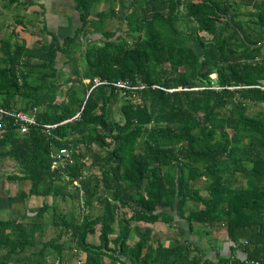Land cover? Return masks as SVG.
<instances>
[{
  "label": "trees",
  "instance_id": "obj_1",
  "mask_svg": "<svg viewBox=\"0 0 264 264\" xmlns=\"http://www.w3.org/2000/svg\"><path fill=\"white\" fill-rule=\"evenodd\" d=\"M10 1L32 4V0ZM98 1L75 0L80 25L62 37L49 30L50 40L40 46L0 37V105L27 111L37 106L39 121L58 123L48 131L30 126L20 134L13 119L7 120L0 133V156L18 165V172L8 178L29 180L28 192L21 187L18 192L23 201L32 194L60 195L68 196L73 208L78 200L85 208L95 202L103 206V212L94 216L87 212L75 218L58 212L55 224L62 232L42 243L40 255L52 247L60 259V238L71 233L72 250L85 252L81 264H109L106 256L123 264H158L160 259L164 264H201L196 255L190 256L188 244L182 243L158 245L153 258L151 230L132 226L133 221H171L174 215L169 211L184 216L190 229L193 222L206 230L219 224L226 227L230 240L243 237L250 242L252 218L248 223L245 209L236 204L239 197L253 192L237 190L231 196L223 175L233 163L246 172L244 159L253 166L264 162L260 156L264 113L247 114L250 103H264L260 87L264 86V45L260 43L264 0L252 2L255 18L247 24L238 18L237 6L225 0H132L118 15L126 29L121 34L101 30L97 44L86 43L82 66H72L73 76L65 80L61 97L53 80L58 53H70L83 36L92 33V27L116 16L114 10L101 9L91 18V8ZM152 1L161 8L149 15L147 5ZM183 16L195 20L193 31L178 27ZM123 93L136 95L139 101L123 103L121 121L115 122L112 106ZM18 97L27 98L23 106L18 105ZM105 136L111 145L106 159L117 160L116 164H108L101 175L85 174L88 156L92 166L104 159L93 144ZM244 137L255 140L245 143ZM61 147L71 149L75 160L62 171L51 167V153ZM200 176L210 181L208 196L196 187ZM102 186L111 190V199L101 194ZM187 199L203 207L185 215ZM121 205L128 208L129 216L120 212ZM53 207L44 201L38 209L25 211L21 221L0 217V264H30L29 257H18L17 252L36 245V235L44 227L42 220L29 216L42 218ZM240 223L242 229H238ZM96 231L99 242H90L88 236ZM132 231L138 239L130 246L127 240ZM247 252L248 259L255 258Z\"/></svg>",
  "mask_w": 264,
  "mask_h": 264
},
{
  "label": "rangeland",
  "instance_id": "obj_2",
  "mask_svg": "<svg viewBox=\"0 0 264 264\" xmlns=\"http://www.w3.org/2000/svg\"><path fill=\"white\" fill-rule=\"evenodd\" d=\"M75 0H32V4L24 5L19 1L11 2L10 0H0V37H11L13 41H25L28 46H40L43 43H47L50 40V34L48 31H53L60 35L61 37L72 33L73 29L80 25L78 18V13L74 8ZM132 0H109V1H98L94 3L91 8V18H95V13L101 9L104 10H114L116 16L112 18H107L103 21L101 25L94 26L91 29V32L88 37L83 36L80 39V43L75 45L70 53H58L56 58L57 74L53 78L54 83L57 87L59 96L63 97L67 83L65 80L73 76L72 66L77 65L78 67L82 66V51H84L86 43L97 44L100 41L102 35L101 30L114 31L121 34L126 29V23L122 25L119 23L118 15L121 11L127 8ZM237 6L238 8V18L247 24L250 20H253L255 17L253 15L254 6L252 2H259L261 0H225ZM161 4L157 1H152L147 5L149 15L152 14L154 10L160 9ZM178 27L185 32L193 31L196 28V22L193 18L183 16L181 21L178 22ZM11 29H14V34L11 32ZM11 32V34H10ZM201 35L207 36L206 32H200ZM32 62H38L37 59H32ZM211 78L215 80L216 74L212 73ZM88 81V80H86ZM197 88V87H196ZM80 96L82 94L80 93ZM2 95L0 94V102L2 100ZM27 98L18 97V105L23 106ZM138 102L139 98L136 95H127L122 94L115 104L112 106L111 120L115 122L121 121L120 106L123 103ZM250 113H264V103H253L249 104L247 109V114ZM113 128L112 123H109L108 129ZM248 137H244L245 141ZM104 141V142H103ZM100 141L98 145L93 144L95 150L100 149L104 159L98 165L91 164V156L86 158V168L85 174H97L101 175L103 169L108 167V164L115 163L117 160L106 159L107 158V149L111 148L110 137L105 136L104 140ZM106 141V142H105ZM7 158L0 156V206L4 208L2 211H6L9 207L17 206L21 201V196L18 194L19 190L23 188L28 192L30 182L27 181H17L12 178H8V175L13 173L17 166H13ZM165 168V167H164ZM101 178V177H100ZM209 179L205 178L201 182L199 190H201L204 195H209ZM102 184V183H101ZM21 187V188H20ZM70 191H73L72 186L69 187ZM102 195L112 198L111 190L106 189L103 186L100 189ZM36 199V198H35ZM46 200L49 203H53L54 207L48 209L46 213L41 217L36 215H31L33 219L42 220L44 230L40 231L36 235V245L27 246L24 250L18 251V257H29L30 264H49L54 261L58 264H79L77 262L79 256H85V252L75 253L72 248L75 246L73 238H71V233H64L61 236V241H63V249L60 254V259L57 257V252L52 248H48L42 255L39 253V249L42 246V243L48 240L50 237L56 236L60 227L55 224L57 220V213H64V216L79 218L83 213L89 212L92 216L97 215L103 212V206L95 202L92 207L85 208L82 206V201L78 200L76 208L72 206V200L66 196L62 198L60 195L55 196L51 199V196H47ZM39 203V202H38ZM33 205V202H32ZM35 206V205H34ZM201 207V203L193 199H187L185 205V215L190 211L197 210ZM31 211V210H30ZM10 212V211H9ZM120 212L129 216L130 211L126 206H120ZM170 214H173L174 217L171 221H157L154 223H144V222H132L133 228H137L139 231H144L145 229L151 230L152 238V249H153V258L156 256V250L158 245L162 246H174L178 243L188 244L189 249L191 250V255L199 256L197 253L198 243L202 246L205 245L206 248H213V239L215 236H220L221 233H224L225 230L221 225L217 224L215 227H211L210 230L203 228L193 222L192 228L188 227V222L185 220L184 216L181 218L176 214L175 211H169ZM10 216V214H8ZM14 219L22 220V215L16 210L13 209L12 214ZM4 216H7L5 214ZM25 222V220H24ZM115 230L117 232L118 226L114 224ZM64 232V231H63ZM114 232V235L115 233ZM12 236V234H11ZM188 236V237H187ZM90 242L98 243V231L94 234L88 236ZM138 239L136 232L132 231L129 239L127 240L128 245L132 246L134 242ZM200 246V247H201ZM203 249V248H202ZM3 251V248L0 247V253ZM124 257H122L123 259ZM104 260L109 264H123L119 261H112L109 257H104ZM158 264H164L162 259L159 260ZM10 264H21L18 261H14ZM167 264V263H166Z\"/></svg>",
  "mask_w": 264,
  "mask_h": 264
},
{
  "label": "crops",
  "instance_id": "obj_3",
  "mask_svg": "<svg viewBox=\"0 0 264 264\" xmlns=\"http://www.w3.org/2000/svg\"><path fill=\"white\" fill-rule=\"evenodd\" d=\"M256 114L258 113H248V115ZM252 140L254 141L255 138H247L244 142L249 143ZM249 155L253 156L254 153ZM260 156L264 158V151H261ZM7 160L12 161L10 163L18 168V165H16L13 160L8 158ZM236 165H238V163L231 164L228 174H224L223 177L227 178L226 181L228 182L231 196L233 192L237 190H251L253 192L251 196L246 195L244 199L239 197L236 204L238 209H245L243 215H245V220L248 223L252 218L249 234L250 242L246 243L243 237L238 238L236 241L230 240L227 236L226 227L221 225L225 232L221 233L220 236L214 237L212 249L210 247L206 248L205 245L201 246L198 243L199 247H197V253L199 256H197V258L201 259V264H223L224 262H226V264H245V260L248 259L247 250H250L251 254L255 257L252 259L262 260V258H264V162H259L258 165L253 166V162L250 159H244L242 161V166L247 169L246 172L241 171ZM13 172L17 173L18 170L16 169ZM205 178V176H200L196 179L195 183L202 196L206 195L199 189L202 187L201 182H203ZM44 201L48 202L45 196L32 194L27 196L24 201L21 199L17 206L5 209L6 211H2L4 208L0 206V217L14 218L13 215H11L14 208H16L20 215H23L27 210L38 209ZM202 207L203 204L201 203L200 208ZM5 214H7V216H4ZM8 214H10V216ZM27 215L30 214L28 213ZM29 217L33 218L31 216ZM248 223L245 225L247 228H249L247 225ZM241 224L242 223H240L238 229H242L243 225ZM217 227L219 226L217 225Z\"/></svg>",
  "mask_w": 264,
  "mask_h": 264
},
{
  "label": "built area",
  "instance_id": "obj_4",
  "mask_svg": "<svg viewBox=\"0 0 264 264\" xmlns=\"http://www.w3.org/2000/svg\"><path fill=\"white\" fill-rule=\"evenodd\" d=\"M260 43L264 45V30ZM119 85L125 86L123 83H118ZM264 89V86H261ZM38 107L33 106L30 111L24 110L23 108H7L0 105V133L6 128L7 120L13 119L14 124H16V130L20 134H25L28 132L30 126H41L44 127L47 131L51 128H54L58 123L48 124L43 123L37 119ZM76 114L74 117L78 116ZM52 162L51 167L53 169L64 170L67 166L74 164L75 160L73 157L72 150L67 147H61L55 149L51 153ZM73 184L80 186L78 180H74ZM83 261L82 257L79 256L77 262L81 264ZM245 264H264V261L257 259H247Z\"/></svg>",
  "mask_w": 264,
  "mask_h": 264
},
{
  "label": "water",
  "instance_id": "obj_5",
  "mask_svg": "<svg viewBox=\"0 0 264 264\" xmlns=\"http://www.w3.org/2000/svg\"><path fill=\"white\" fill-rule=\"evenodd\" d=\"M116 254H118V251L116 252ZM122 257V256H121Z\"/></svg>",
  "mask_w": 264,
  "mask_h": 264
}]
</instances>
